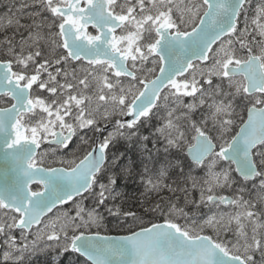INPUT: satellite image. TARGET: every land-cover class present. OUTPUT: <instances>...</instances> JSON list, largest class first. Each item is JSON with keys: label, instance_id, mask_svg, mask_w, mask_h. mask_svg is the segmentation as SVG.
I'll return each mask as SVG.
<instances>
[{"label": "snow or ice", "instance_id": "obj_1", "mask_svg": "<svg viewBox=\"0 0 264 264\" xmlns=\"http://www.w3.org/2000/svg\"><path fill=\"white\" fill-rule=\"evenodd\" d=\"M247 3L33 0L32 5H21L15 16L0 17V27L14 25L27 31L19 44L7 36L0 43L3 55L10 57L0 60V96L11 101L10 106L0 107V152L8 166L0 179V237L7 249L3 252L5 262L18 264L30 246L35 251L40 247L38 242L46 240L56 242L61 254H78L92 264H257V253L259 264H264V211L256 210L257 204L244 198L243 187L234 197L216 191L232 188L236 181L231 171H235L245 182L259 178V199L264 202V4L257 7L250 24L245 18L240 27ZM36 4L50 13L51 23H37L38 13L24 12L25 7ZM24 16L30 24L21 23ZM90 24L99 34L87 31ZM45 27L50 30L47 37L42 34ZM117 29L123 30L121 34H116ZM41 41L47 43L48 52L42 49ZM241 50L247 52L243 58L237 54ZM76 61L82 62L78 68L73 66ZM148 64L151 67H145ZM54 66L59 67L49 71ZM45 73L47 78H43ZM225 83L228 90L223 87ZM92 87L96 100L104 102L102 113L99 107L89 110L92 96L85 93ZM43 92L49 94L47 100L41 96ZM237 96L251 107L245 105L247 120L241 117L239 131L225 138L232 131L233 101ZM186 97L193 102L185 103ZM206 104L221 143H214L207 120L202 121L203 128L192 122L196 143L188 148V155L195 165L207 169L202 181L189 177L192 187L200 190L196 206L230 205L239 211L209 215L189 224L188 213L173 204L170 213L184 217V225L166 217L164 223L118 236L79 232L81 228L99 226L102 217L95 208L87 213V220L78 203L75 217H69L66 210L62 218L55 216L54 210L85 193L95 192L99 205L112 197L117 180L103 175L108 160L106 149L117 134L125 135L122 129L130 130L129 138L137 136L148 141V136H138V125L163 107L166 123L156 132L168 146H178L185 139L178 121L190 119L197 107ZM112 115L132 119L116 120V132L109 133L96 147L85 149L78 162L61 160L59 163L67 167L42 166V157L47 155L37 151L42 144H48L51 151L67 149L80 130L102 132L97 116L108 122ZM80 139L88 144L84 137ZM220 161H226L229 169L216 171ZM104 178L107 183L101 182ZM148 184L153 189L159 187L151 179ZM159 209L157 204L145 211ZM108 211L131 217L134 223L141 219L133 211ZM49 213L54 218L45 221ZM33 226L34 239L21 246L13 231L19 229L22 240L27 241L25 234ZM206 229L210 230L207 234ZM228 232L236 236L235 243L221 239ZM12 251L20 255L14 257Z\"/></svg>", "mask_w": 264, "mask_h": 264}, {"label": "trees", "instance_id": "obj_2", "mask_svg": "<svg viewBox=\"0 0 264 264\" xmlns=\"http://www.w3.org/2000/svg\"><path fill=\"white\" fill-rule=\"evenodd\" d=\"M2 2L3 1H0V4ZM23 4L27 3H23L18 0V2H14L11 6H3L0 9V16H6L5 18L9 16H15L16 10L20 9L21 5ZM2 9H5L6 12L2 13ZM247 10L248 7L245 5L244 12ZM24 12L28 14L38 13L35 15V20L37 23H51L52 18L50 17V13L41 9L39 5L25 7ZM45 17L48 19H43ZM6 23L7 22L5 19V25ZM21 23L30 24L31 20H29L27 16H24L21 19ZM47 30L50 31L47 27L42 29V34L46 37L48 34ZM51 31L54 32L56 29L53 27ZM88 32L90 34H95V31L92 28L88 29ZM5 36L10 38L14 37V43L19 44L21 39L27 36V31L25 29H16L14 25L5 26L3 28L0 27V43L3 42ZM45 44L47 45L45 41H41L42 49L45 52H48L49 47L48 45L46 47ZM3 51L4 49L0 47V60L10 58L4 56ZM60 51H62V49H60ZM245 53L246 50H241L239 55L244 57ZM15 66L13 65V70H16ZM149 66L150 64L147 65V67ZM55 67L58 66L50 68L49 71H54ZM45 74L43 78H45ZM121 79L125 80L126 78ZM3 99L7 100V102L5 104H0V106L8 105L10 100L6 96H4ZM234 103L235 105L241 106L242 111L240 113V118L237 119V123L232 126V131L228 132L225 138H230L235 134L236 128L241 123V117L244 119L246 110L245 105H249L247 100L240 96L235 98ZM202 110H205V107H198L195 111H193L191 113V119H198L197 112ZM165 114L166 110L163 107L159 110H154V114L147 119L146 123L138 125V136H148V141L138 139L137 136L129 138L127 136V132L130 130L122 129L121 131H124L125 135L121 136L117 134L118 136L116 135L109 144V147L106 150L108 160L106 162L103 175L114 176L117 180V183L113 186L112 197L106 200L104 205H99L97 202H95L94 206H98L100 209L99 211L104 217L103 223H101L98 228L93 231L101 234H127L142 227H147L150 224L162 222L166 217L175 219L176 222L184 225L186 223L184 217H176L170 213V208L173 204H175L177 207L183 208L184 211L188 213L187 222L189 224L192 220H195L199 223L212 213L211 209L213 205L205 206L204 204H200L199 207L196 206L200 200V190L199 188H193L192 180L189 179L191 176L202 181V176L204 177L203 168L191 163L185 154V148L192 142L193 137V134H190V130H186L183 124L189 119L182 118L178 121L181 130L185 133V140L178 146H168L165 139L160 137L156 132L157 128L163 127V119ZM122 119L123 116L115 115L114 118L109 120L112 123L111 129L116 128V120L122 121ZM98 122L99 126H102L105 121L102 120ZM153 124L154 126H152ZM207 130L209 131V134L215 139L212 129L207 126ZM82 133L83 137L88 140V144H83L81 139L76 140L77 136H75L72 139L69 148L65 149V151L69 153V160L71 159L78 161L80 158H82L84 150L90 149V146L92 147L94 144V139L96 136L94 131L87 129ZM102 134H100V137ZM46 159L47 158L43 159V166L47 167L61 164L51 161L50 158L47 159L49 160L47 162L45 161ZM113 161H115V163ZM126 168L128 171H125ZM231 168L233 169L232 166ZM162 171L164 172V175H160ZM232 177L236 181V185H241V187L244 188L243 195H247L250 192L254 193L255 190L253 189L250 191L252 187H248L251 184V181H243V179L239 178L234 171H232ZM149 179H151L154 184L159 186L158 189H153V187L148 184ZM101 182L107 183V179H101ZM169 189H173L174 191H170ZM216 191L219 195H235V192L232 193V191L228 190L227 188L217 189ZM87 194L88 193H86L83 197H85ZM78 199L79 198L75 199V201ZM157 204L160 205L159 210L145 211L146 208L152 209ZM108 209H113V211L119 209L121 213L133 211L141 219L134 223L131 217L113 215L108 211ZM130 225L131 227H129ZM209 231L210 230L206 229L205 234H207ZM0 264H15V262H5L0 260ZM18 264L90 263L78 254H61V252L57 253L51 249L40 251L38 253L26 254L24 259L19 261Z\"/></svg>", "mask_w": 264, "mask_h": 264}, {"label": "rangeland", "instance_id": "obj_3", "mask_svg": "<svg viewBox=\"0 0 264 264\" xmlns=\"http://www.w3.org/2000/svg\"><path fill=\"white\" fill-rule=\"evenodd\" d=\"M16 1L18 2V0H3V2L0 4V9L3 6H11ZM19 1H21L23 3H27V4H32L33 3V0H19ZM261 4H264V0H248V3L246 4V7H248V10L245 11V12H243L242 15H241V21L239 23V26L240 27H243L244 26L245 18H247L249 24L251 23L252 18H254L255 14H256L257 7H259ZM36 5H38V4H36ZM36 5H34V6H36ZM5 12H6V10L5 9H2V13H5ZM122 31L123 30L120 29V31H118L117 35L121 34ZM47 33H49L48 30H47ZM46 47H47V45H46ZM253 47H254V51H255V46H253ZM57 51H60V49L57 50ZM237 54L239 55L240 52H238ZM257 54H258V52H257ZM81 63L82 62H80V61L73 62V66H75V67L78 68ZM14 66H15V64H14ZM145 67H147V65H145ZM149 67H151V64H150ZM15 68L17 69V66H15ZM45 78H47V74H45ZM237 79H240V78H237ZM61 82H63V81H61ZM93 84H94V82H93ZM223 87H224L225 90H228L226 83L223 85ZM75 92H76V90L73 91V94H75ZM85 94L92 96V103L89 105V110H94L95 108L99 107L100 108V112L102 113L104 111L105 105H104V102H99V101L96 100V97H95V88L92 87L89 90H86V93ZM41 96L47 100L49 94L47 92H43V93H41ZM217 99H219V97H217ZM184 100H185V103H192L193 102L192 101V98H190V97H186V98H184ZM6 102H7V100H4L3 97L0 98V104H5ZM86 103H87V101H86ZM196 103L198 104V101H196ZM208 103H211V101L209 100ZM171 107H175V105H173ZM202 107H205V110H202V111H198L197 112V116L200 119H197V118L191 119V115H190V119L187 120L186 122H184V128L186 130H190V134L192 133L193 136H194L195 131L193 130V128L191 126L192 125V122H195L198 126H200V127L203 128V126H205V125L202 123V121L207 120L208 121V125L207 126L210 127V129H212L213 134H214L215 138L217 139V137L219 135V132H218V128H213L212 127V121L209 119L210 110L208 109L207 104L204 105V106H202ZM233 108L235 109V113H234V115L232 117V119L234 120V123H233L232 126H234L237 123V119L240 118V113L242 111L241 106L235 105L234 101H233ZM37 111H39V109H37ZM109 111H111V107L110 106H109ZM180 111L187 112V109H182ZM114 116L115 115H112L109 120H111L112 118H114ZM166 116H167V111H166L165 117L163 119V125L166 123ZM97 120L98 121H102L99 116H97ZM107 125H109V128L107 130H103L101 132V134L102 133L103 134L101 135L99 142L102 141L105 137H107L109 135V133H115L116 132V128L115 129H111L112 123L110 121L104 122L103 125L100 126V127L101 128H104ZM86 130L87 129L78 131V133L76 135L77 136L76 140L80 139V137H83V133L82 132H84ZM226 135H225V137H226ZM217 140H218L219 143H221V140L220 139H217ZM52 148H54V147H52ZM43 152H47V155L42 157L43 159H45V158L49 159L50 158L51 161L56 162V163H59V161H61V160H63V161H68L69 160L68 159L69 153H67V151H65V149H57L56 151H51L50 150V146L48 144H42L39 153H43ZM37 159L39 160V159H41V157L38 156ZM47 159L45 161L48 162L49 160H47ZM59 165L66 166V164H59ZM228 169H229V165H228V163H226L224 161H220L216 165V171H218V172L219 171H223V170H228ZM206 172H207V169L206 168H203L204 177L202 176V180L206 178ZM231 176H232V171H231ZM258 180L259 179H257L255 182L251 181V184L248 186V187H252V189L250 191H252L253 189L255 190L254 193L249 191L250 192L249 194L243 195V196H244L245 199L252 200L254 203H256L257 204V209L261 207L262 211H264V202H262L259 199L260 191H259V183H258ZM239 187H241V185H236L234 183L231 189H229L227 187H225V188H227L228 190L232 191V193L233 192L236 193V190ZM33 188L39 189V186L38 185H33ZM233 189H234V191H233ZM95 191H98V189H95ZM226 195H229V194H226ZM234 196H232V197H234ZM95 199L97 200V196L95 195V192H93L92 194H89L88 193L85 197L79 198L78 200L72 202L70 205L65 206V207H62V208H60V210H55L54 211L55 216H60L62 218L63 217V211L66 210L68 212L69 217H75L76 216V207L75 206L78 203L84 209V213H82V215L84 216V219L85 220L88 219L87 213L95 208L96 213L100 217H102V220L100 221V224H101V223H103V217L104 216H102V213L99 211L100 209L98 208V206H94L95 202H97ZM211 211H212V213L210 215L220 214V213H232V212L239 211V210L238 209H235L233 206H230V205H228V206L220 205L219 207L213 205ZM50 218H54L53 217V213L49 214L45 218V221H47ZM77 223H79V221H77ZM40 227H43V225H40ZM97 228H98V226L89 227L87 230L81 228L79 230V232L97 233L96 231H93V230H95ZM35 231H36V226H34L32 228V230H31L30 233H26L25 234V235H27V241L22 240L21 232L18 229H15L13 231V235L15 236L17 242L22 246L23 243H30V241L32 239H34V233H35ZM68 232H69V237H70L72 235L71 229H69ZM79 232H77V234H79ZM221 239H226V240L231 241L233 243L236 242V236L232 232L223 233L221 235ZM61 240H63V236H61ZM1 241H3V237H1ZM38 244L40 245V247L37 250H35V251L31 250V246H30L29 250L25 251L23 253V255L25 256L26 254L38 253L40 251L51 250V249L54 252H57V253L61 252V249L56 246V242H49V241L44 240V241H39ZM48 244H52L53 246L52 247H47ZM5 250H7L6 249V246L3 245V243H2V250H1V254H0V260H3V252ZM9 251H11V250H9ZM12 255L15 257V256L20 255V253L19 252L12 251ZM255 259L257 260V264H259L260 256H259L258 253H257Z\"/></svg>", "mask_w": 264, "mask_h": 264}, {"label": "water", "instance_id": "obj_4", "mask_svg": "<svg viewBox=\"0 0 264 264\" xmlns=\"http://www.w3.org/2000/svg\"><path fill=\"white\" fill-rule=\"evenodd\" d=\"M89 27H92V25L90 24L89 26H88V28ZM92 28H94V27H92ZM95 29V28H94ZM96 30V29H95ZM118 30V29H117ZM97 34H99L98 32H97ZM96 34V35H97ZM8 106H10V105H8ZM8 106H6V107H8ZM251 107V106H250ZM132 118L131 117H127V116H124L123 117V121L124 122H127V121H129V120H131ZM247 120V114H246V118H245V121ZM242 126V124L239 126V128H238V130H237V132L239 131V129H240V127ZM109 128V125H107V126H105L104 127V129H108ZM196 143V141L194 140V142H193V144H195ZM99 144V142H98V137L95 139V144H94V146L93 147H96L97 145ZM192 144V145H193ZM54 146V145H53ZM191 146V145H190ZM190 146H188L186 149H185V153H186V155H187V158L189 159V161L190 162H192L193 163V161H192V158H191V156H189L188 155V148L190 147ZM38 151V150H37ZM7 165H6V163H5V159H4V155H3V152H0V179H2L3 178V174H4V172L6 171V169H7ZM54 167H64V166H54ZM235 167V166H234ZM237 175H238V173H236ZM239 176V175H238ZM228 197H230V196H228ZM70 203V202H69ZM50 214V213H49ZM48 214V215H49ZM45 218V217H44ZM159 223H164V221H162V222H159ZM151 225L152 224H150L149 226H147V227H151ZM141 229V228H140ZM140 229H138V230H135V231H139ZM131 233L132 232H130V233H127V234H101V233H99L101 236H104V235H107V236H118V235H131ZM85 234H87V235H94V234H96V233H85ZM1 240V239H0ZM0 253H1V242H0ZM86 261H88L85 257H83ZM90 264H92V262L91 261H88Z\"/></svg>", "mask_w": 264, "mask_h": 264}, {"label": "bare ground", "instance_id": "obj_5", "mask_svg": "<svg viewBox=\"0 0 264 264\" xmlns=\"http://www.w3.org/2000/svg\"><path fill=\"white\" fill-rule=\"evenodd\" d=\"M160 118V117H159ZM156 119V118H155ZM199 119V118H198ZM157 120V119H156ZM156 120H154V121H156ZM160 120V119H159ZM158 121V120H157ZM159 122V121H158ZM155 123V122H154ZM159 124V123H158ZM184 124V123H183ZM188 124V123H187ZM191 125V124H190ZM152 126H154V124L152 125ZM156 126V125H155ZM188 132V131H187ZM192 134V133H191ZM118 136V135H117ZM258 211H262V209H261V207L260 208H258L257 209Z\"/></svg>", "mask_w": 264, "mask_h": 264}, {"label": "flooded vegetation", "instance_id": "obj_6", "mask_svg": "<svg viewBox=\"0 0 264 264\" xmlns=\"http://www.w3.org/2000/svg\"><path fill=\"white\" fill-rule=\"evenodd\" d=\"M1 1V0H0Z\"/></svg>", "mask_w": 264, "mask_h": 264}]
</instances>
